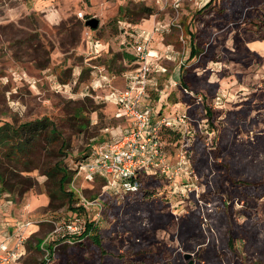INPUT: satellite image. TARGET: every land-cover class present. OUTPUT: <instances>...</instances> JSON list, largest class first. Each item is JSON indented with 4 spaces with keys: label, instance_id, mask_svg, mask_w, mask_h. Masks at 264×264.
<instances>
[{
    "label": "rangeland",
    "instance_id": "1",
    "mask_svg": "<svg viewBox=\"0 0 264 264\" xmlns=\"http://www.w3.org/2000/svg\"><path fill=\"white\" fill-rule=\"evenodd\" d=\"M39 1L0 0V125L48 117L67 142L68 156L63 160L68 167L87 148L126 128L129 120L119 115V108L106 95L122 86V74L114 70L125 63L111 60L123 48L119 42L122 34L127 37L128 24L133 25L135 16L122 18L119 8L136 12L141 5L153 8L154 13L139 22L153 16L166 25L163 40L175 45L173 55L186 88L207 99L203 103L213 118L210 125L203 123L204 116L198 113L202 104L194 106L196 100L182 92L179 82L169 85L170 71L157 81L156 87L168 94V105L180 101L178 112H186L194 124L188 150L193 162L196 156L201 159L195 165L191 161L194 176L186 181L193 192L189 195L180 190L185 182L152 176L153 181L143 182L142 191L108 196L98 179L86 183L73 180V175L74 186L70 183L69 188L79 198L74 206L83 210L63 206L50 211L45 177L37 169L22 173L33 178L36 186L17 197V202L10 200L16 195L0 192V217L8 228L32 223L27 239L30 249L25 248L21 262L59 264V248L51 256L38 252L37 239L42 240L39 248L72 239L77 234L67 233L61 224L78 222L81 233L85 218L101 237L105 259L116 264L264 261V251L250 244L240 228L255 222L264 233V196L241 193L231 181L264 179V0H213L202 11L208 0H91L92 7L83 0H50L45 9ZM92 16L100 22L94 30L84 25ZM148 25L146 21L144 27ZM191 46L195 54L189 58ZM170 78L178 81L179 76L174 72ZM148 93L152 101L158 100L155 88ZM199 121L206 127L195 126ZM224 128L227 145L217 153ZM173 134H162L172 163L181 147L178 135ZM39 157L43 160L44 156ZM228 161L238 168L225 176L221 164ZM229 224L237 229L238 237L231 254L223 246ZM213 246L219 255L215 260ZM185 253L191 254L189 259ZM93 254V250L87 253Z\"/></svg>",
    "mask_w": 264,
    "mask_h": 264
},
{
    "label": "built area",
    "instance_id": "2",
    "mask_svg": "<svg viewBox=\"0 0 264 264\" xmlns=\"http://www.w3.org/2000/svg\"><path fill=\"white\" fill-rule=\"evenodd\" d=\"M164 27L160 22L155 24V30ZM131 36L136 67L123 74L125 78L123 88H114L106 95V99L119 108V115L125 116L129 124L117 135L95 145L89 156L75 165L73 180L80 178L86 183H93L96 179H103L102 189L106 194L122 197L137 193L143 185L141 177L150 175L164 178L168 182L175 180L185 182L180 190L183 195L185 193L189 195L193 192L186 181L194 176L188 150L193 121L186 112L174 111L169 115L163 114L160 108L156 110L147 101L150 88L158 91V102L166 96L165 92L156 87V83L157 76L167 73L161 59H170L171 52L167 50L162 56L157 50L149 47V37L140 33H132ZM167 81L170 86H177L178 82L170 77ZM182 92L193 97L196 100L195 104H202V97L192 90L183 87ZM195 126L199 129L202 126L206 127L200 121ZM164 131L176 133L181 140V147L174 163L170 161V155L164 148L162 141ZM73 184L71 181L72 187ZM69 189L72 190L71 187ZM82 200L85 201L84 197ZM97 200L95 203L98 204ZM97 215L99 216V212ZM31 226L32 223L29 221L17 223L11 228L12 232H4L0 241V264H22L21 258L25 254V243L29 238L28 231ZM61 226L67 233H80L78 222L69 221ZM46 254L49 255L47 250Z\"/></svg>",
    "mask_w": 264,
    "mask_h": 264
},
{
    "label": "trees",
    "instance_id": "3",
    "mask_svg": "<svg viewBox=\"0 0 264 264\" xmlns=\"http://www.w3.org/2000/svg\"><path fill=\"white\" fill-rule=\"evenodd\" d=\"M213 0H209L201 9H205L212 4ZM227 2H224V4ZM153 8L145 5H141L140 8L135 12L134 9H129L126 7L119 8V15L122 18H125L128 14H134L135 16L131 19L133 24H137L140 19L145 18V16L152 15ZM118 19V18H117ZM192 36L190 35V38ZM123 48L120 52L114 54V58L111 60L115 62L118 59H121L124 65L118 66L114 71L116 73H121L122 75L129 71L133 70L136 67L135 56L130 50L129 45H132L131 42H125L122 44ZM195 50L191 46L189 58L193 57ZM127 67V69L125 68ZM183 73H179V83L181 89L186 87V82L182 76ZM203 101H207L203 99ZM196 106V104L194 105ZM200 107V106H198ZM196 111L197 107L195 108ZM202 112L205 122L210 125L212 123V110L202 102L200 107L199 114ZM82 115V109L79 112ZM83 117H80L82 119ZM85 119V118H84ZM168 133H174L172 131H167ZM225 128L220 130L221 136V148L217 153L221 152L224 149V146L227 145ZM175 135V134H173ZM176 136V135H175ZM176 139H179L176 137ZM93 147L87 148L86 152H83L81 155L75 158L73 162V167H68L66 162H64L63 157L68 156L67 152V142L63 137L62 132L58 129L54 122H52L48 117L44 116L39 119L28 120L20 122L18 124L14 122H4L0 125V192L6 194L8 197L16 195V197L10 198L12 202H17L18 198L22 196L26 191L36 186V181L30 176H23L22 173H28L34 169H37L41 175L45 177L43 186L45 189V194L48 197V202L46 209L50 211H56L57 209L67 206L71 211H82L81 206H74L78 203V196L74 191L69 189V184L72 181L73 175L75 173V165L82 159L89 156ZM43 155V160H40V155ZM59 157V159H58ZM51 158V160H49ZM57 158V159H56ZM192 157L190 156V159ZM53 159V160H52ZM56 159V160H54ZM201 157L196 156V158L191 159L193 165L197 164L200 161ZM191 162V163H192ZM192 165V164H191ZM220 165V164H218ZM222 168L225 170V176H230L231 171L233 172L238 168L231 165V163L225 162L221 164ZM152 176L146 175L141 177V181L151 182ZM161 177L154 176V179L159 180ZM97 180V179H96ZM103 183V179H98ZM232 183L240 187L241 193H248L249 191L255 192L254 195L257 197L264 196V179H239L233 180ZM145 185V184H144ZM144 185L141 186L140 190H144ZM139 190V191H140ZM138 191V192H139ZM108 195V194H107ZM111 196V195H108ZM225 206V203L222 204ZM79 219V218H77ZM220 220L228 225L224 221L223 215H220ZM73 222V221H71ZM84 231L74 236L72 239L62 238L60 239L53 247L47 246L45 248H39L42 240L37 239V243L34 246L38 252H49V255H53L54 248L55 251L59 248L60 252L57 256L59 264H116L112 261L106 260L107 255L101 244V237L96 231V228L93 222L85 218ZM258 223H249L245 226L240 227L242 233L248 237L250 244L254 245L258 249L264 251V233L262 229L258 227ZM229 234L224 237V248L229 254L234 252L236 247L237 229L229 224ZM25 248L28 247V240L25 243ZM217 247L213 246L212 248V258L213 260L218 259L219 255L217 254ZM220 249V248H219ZM93 250V256H88L87 253ZM26 262V261H25ZM22 262V264H25ZM39 264H45L42 260ZM118 264V263H117ZM253 264H264L263 260H257Z\"/></svg>",
    "mask_w": 264,
    "mask_h": 264
},
{
    "label": "crops",
    "instance_id": "4",
    "mask_svg": "<svg viewBox=\"0 0 264 264\" xmlns=\"http://www.w3.org/2000/svg\"><path fill=\"white\" fill-rule=\"evenodd\" d=\"M49 1L50 0H40L39 2L43 3V5L41 6V8L42 9L43 8L45 9V7H48L50 5V2ZM82 2L86 3L88 7H92L91 6V4H92V1L91 0H83ZM92 17H95V16H92ZM146 21L149 22L148 27H144ZM157 22H159V21H157L155 17L151 16L149 19H144L143 21H141V22H139L137 24H133V25L128 24V25H130L128 27H130L131 30H130V32H128V31L126 32L125 31L126 34H127V37L124 34H122L123 38H122V40H120L119 43L121 45V44H123V43H125V42L128 41V42H131V44H132L133 43V37L131 36L132 33H138V34L140 33V34H143L144 36L149 37V41H148L149 47L157 50L160 55L163 56L165 54V52L167 50H169L171 52L170 53L171 58L170 59H165V58H162L161 59V63L167 69V73L166 74H162L160 76H157V81H158L161 77H165V75L169 74V71H170V75H169L170 77L173 75L174 72L177 73L178 76H179L180 68L181 67L179 65H177V62L175 61V56L173 55V54L176 53L175 45L173 43H165L164 40H163V38H164L163 32L165 31L166 25H164L165 26L164 28L155 30V24ZM153 40H154V42H153ZM154 47H159V48H154ZM129 48H130V50H132V45H129ZM119 79L122 82V86L121 87H116V88L121 89V88H123L125 86V78H124L123 75H121L119 77ZM178 81H179V79H178ZM167 95L168 94H166V96H164L165 99H164V97L161 99V102H158L157 100L152 101V99H150V97L149 98L147 97V101L156 110H157V108H160V111L163 114H165L166 112H168L169 109H170V112L176 111V110L178 111V104L180 103V101H177V102H175V103H173L171 105H168V103L166 101L167 100ZM180 97L181 96L178 94L177 95V98L180 99ZM170 112H168V113H170ZM4 222L5 221H3V219H1V217H0V241L3 239L4 232H6V230H8V231L11 230V227L8 228L7 225L4 224Z\"/></svg>",
    "mask_w": 264,
    "mask_h": 264
},
{
    "label": "water",
    "instance_id": "5",
    "mask_svg": "<svg viewBox=\"0 0 264 264\" xmlns=\"http://www.w3.org/2000/svg\"><path fill=\"white\" fill-rule=\"evenodd\" d=\"M84 25L94 30L99 26V19L96 17H90L84 21ZM190 256L191 254L188 253L184 254L185 259H189ZM189 264H192V262H190Z\"/></svg>",
    "mask_w": 264,
    "mask_h": 264
}]
</instances>
